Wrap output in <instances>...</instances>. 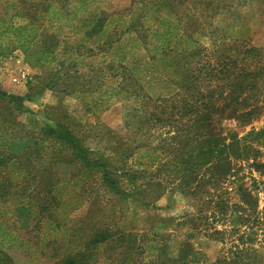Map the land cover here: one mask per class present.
<instances>
[{
    "label": "trees",
    "instance_id": "obj_1",
    "mask_svg": "<svg viewBox=\"0 0 264 264\" xmlns=\"http://www.w3.org/2000/svg\"><path fill=\"white\" fill-rule=\"evenodd\" d=\"M246 4V0H143V11L124 23L130 45L119 62L126 59V66H120L127 80L118 74L111 87L114 100H132L142 107L138 133L148 123L157 125L172 142L173 158L164 163L154 148L157 156L148 164L170 168L173 186L193 197L204 194L206 174L203 198L208 209L188 217L224 247L229 245L227 250L223 247L213 256L185 241L120 225L130 198L149 176L142 160L149 151L140 140L134 144L116 136L113 146L93 150L67 122L39 124L37 133L22 134L9 131L4 118L0 264H15L4 243L31 242L18 228L28 235L36 228L44 239L57 233L44 242L57 244L54 264H264V248L253 237L260 221L259 196L244 183L237 186L235 177L243 167L234 166L251 161V171L264 175V126H253L240 136L216 124L223 115L249 125L264 113V44L235 36L229 32L230 24L218 18L238 16ZM103 17L94 14L81 23L84 39L105 41ZM32 25L14 27L16 38L33 42L32 50L38 52L33 64L58 70L65 61L58 56L59 35L46 33L38 41ZM1 91L4 100L21 108L23 96ZM62 166L65 174L58 172ZM81 207L86 210L82 217L70 216ZM218 218L227 222L225 228L203 226ZM106 245L122 251L98 255Z\"/></svg>",
    "mask_w": 264,
    "mask_h": 264
},
{
    "label": "rangeland",
    "instance_id": "obj_2",
    "mask_svg": "<svg viewBox=\"0 0 264 264\" xmlns=\"http://www.w3.org/2000/svg\"><path fill=\"white\" fill-rule=\"evenodd\" d=\"M142 1L0 0V90L6 95L23 96V105L17 108V102L4 100L6 98L0 95V119L3 122L4 118L8 119V130L22 134L37 133L39 124L67 122L93 150L113 146L116 136H119L134 144L137 140L146 144L149 152L142 157L147 162L146 165L152 163L157 155L164 163L173 158L172 142L157 125L148 123L141 129V133L137 132V115L142 107L132 100H114L111 90L118 74L127 80L125 72H121V66H126V59L119 62L125 53L128 55L130 45L124 23L129 21L131 14L143 11ZM246 2L238 16L227 14L218 18L221 23L230 24L229 32L235 33V36L264 44V0ZM99 13L103 18L106 17L105 41L84 39L86 31L80 28L81 23ZM31 24L36 28L38 41L46 33L59 35L61 44L58 56L65 61L58 70H51L49 65L33 64L38 56V52L32 50L33 42L16 38L18 30H13L14 27H29ZM114 65L116 70L111 69ZM216 124L224 127L226 132L234 131L243 136L253 126H264V113L249 125H242L223 115L216 118ZM8 134L7 131L6 135ZM154 148L158 150L157 155ZM262 151L261 159H264V150ZM250 162H246L244 166L240 162L234 164L236 169L243 167L235 180L237 186L244 183L259 196L257 217L260 221L255 225L256 233L253 237L255 244L264 248V175L252 172ZM146 167L149 176L135 191L134 199L130 198V208L125 210L126 214L123 215L120 225L123 224L126 230L134 232H148L175 241L182 240L193 249L203 250L213 256L222 251L224 243L206 234L197 227L198 222L195 223L188 217L202 209H208L206 198H203L206 195L204 190L208 188L205 185L206 174L201 186L204 194L193 197L192 194L182 193L173 186L170 182L172 180H169L173 176L168 170L170 168L162 169L151 164ZM65 169L64 166L60 167L59 174H65ZM221 191L222 189L217 192ZM84 210L85 207H81L72 211L70 216L80 218L85 214ZM226 223L222 218L210 219L209 224L203 226L223 229ZM17 230L31 242L15 239L11 244L4 243V250L15 264L55 263L56 242L51 241L49 245L44 242H48L49 238L53 240L57 233H50L44 239L42 231L36 228L29 235L24 229ZM108 246H102L97 252L98 255L107 256L111 252L116 255L122 251L114 247L108 250ZM228 246L226 244L223 250H227Z\"/></svg>",
    "mask_w": 264,
    "mask_h": 264
},
{
    "label": "built area",
    "instance_id": "obj_3",
    "mask_svg": "<svg viewBox=\"0 0 264 264\" xmlns=\"http://www.w3.org/2000/svg\"><path fill=\"white\" fill-rule=\"evenodd\" d=\"M25 75V74H24Z\"/></svg>",
    "mask_w": 264,
    "mask_h": 264
}]
</instances>
